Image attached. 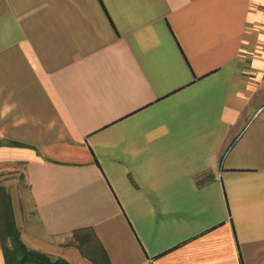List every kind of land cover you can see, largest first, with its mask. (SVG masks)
Returning <instances> with one entry per match:
<instances>
[{"label": "crops", "instance_id": "1", "mask_svg": "<svg viewBox=\"0 0 264 264\" xmlns=\"http://www.w3.org/2000/svg\"><path fill=\"white\" fill-rule=\"evenodd\" d=\"M1 188L70 264H264V0H0Z\"/></svg>", "mask_w": 264, "mask_h": 264}, {"label": "trees", "instance_id": "2", "mask_svg": "<svg viewBox=\"0 0 264 264\" xmlns=\"http://www.w3.org/2000/svg\"><path fill=\"white\" fill-rule=\"evenodd\" d=\"M0 196V238L6 264H70L65 259H52L45 253L29 249L21 240L10 195L1 188Z\"/></svg>", "mask_w": 264, "mask_h": 264}, {"label": "rangeland", "instance_id": "3", "mask_svg": "<svg viewBox=\"0 0 264 264\" xmlns=\"http://www.w3.org/2000/svg\"><path fill=\"white\" fill-rule=\"evenodd\" d=\"M83 248V247H82ZM53 259V258H52Z\"/></svg>", "mask_w": 264, "mask_h": 264}]
</instances>
